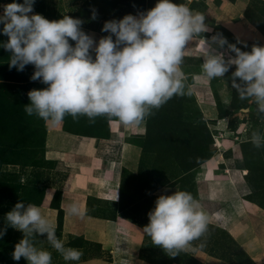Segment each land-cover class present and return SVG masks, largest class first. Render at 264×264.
<instances>
[{"label":"rangeland","instance_id":"rangeland-1","mask_svg":"<svg viewBox=\"0 0 264 264\" xmlns=\"http://www.w3.org/2000/svg\"><path fill=\"white\" fill-rule=\"evenodd\" d=\"M229 1H240V11L234 20L241 21L242 27L249 29L252 35L238 39L228 25L216 26V31L226 35L223 38L227 43L210 47V50L213 54H222L226 61L235 56L229 45L249 52L253 45L264 46V0ZM11 2L13 0H0V15L3 14V6ZM16 2L23 3V0ZM173 2L187 4L193 11L202 13L205 22L214 18L203 0ZM156 3L157 0H35L33 10L49 20H59L65 15L79 18L83 21L85 33L96 31L107 36L110 33L101 31L106 21L119 20L128 14L146 13ZM228 8L225 10L231 12ZM93 11L96 19L91 18ZM2 29L3 24H0V229L5 228L6 214L17 202L43 205L51 188L54 195L50 207L57 212V238L66 248L82 251L80 259L89 257L97 253L96 246L62 227L59 198L66 173L45 154L47 122L24 111V106L30 103L28 92L48 85L30 79L35 71L34 65H27L23 71L9 68L11 53L3 47L8 37ZM69 43L75 46L74 41L69 40ZM203 50L206 51L205 45ZM199 65V57L184 55L181 66L185 70H197ZM235 67L231 66L222 78H207L206 102L200 103L195 91L187 88L185 92L190 94L174 96L159 109H153V114L145 119L146 128L138 138L143 147L141 166L139 173L132 175L124 198V202L130 205V213L140 222L149 223L148 214L155 208V202L165 187H172V192L186 191L196 201H201L203 195L198 179L203 175L211 178L219 173L239 188L246 203L264 211V146L256 148L251 143L253 131L264 134V114L257 113V105L252 101L241 100L232 87L231 76ZM62 122L66 129L77 133L103 132L99 117L90 123L86 116L74 120L66 115ZM210 159L212 162L222 161L216 165L218 169L212 170L211 166L215 165L206 164ZM205 186L212 198L225 197L224 186H217L214 179ZM224 203L226 201L220 202L221 205ZM208 220L207 232L191 243L194 249L187 248L171 257L161 247L152 244L147 235L143 257L151 259V264H209L194 254L199 249L207 253L206 257L212 256L227 264H264L263 259L251 256L249 247L239 244L231 231L222 228L215 220ZM22 238L20 230L7 226L6 234L0 238V264H28L23 257L19 261L12 258L15 245ZM32 240L38 249L52 253V264L74 262L65 261L45 236L34 235ZM149 251L156 256L148 257L146 253Z\"/></svg>","mask_w":264,"mask_h":264},{"label":"clouds","instance_id":"clouds-1","mask_svg":"<svg viewBox=\"0 0 264 264\" xmlns=\"http://www.w3.org/2000/svg\"><path fill=\"white\" fill-rule=\"evenodd\" d=\"M34 3L13 0L3 6L0 15L2 32L8 37L3 47L11 53L9 68L23 71L27 65H34L30 79L48 85L28 92L30 103L24 106L27 115L35 114L53 124L66 115L74 120L83 115L90 123L107 116L126 126L140 125L153 109L174 96L190 94L185 92L186 76L181 65L189 43L207 31V26L205 16L187 4L157 0L146 13L106 21L101 31L110 35L97 43L82 30L81 19L65 15L49 20L34 13ZM91 18L96 19L95 11ZM213 40L220 46L227 43L223 37ZM205 48L202 71L206 77L222 78L235 65L232 87L241 100L252 101L257 113L264 114V46L253 45L249 52L229 45L235 56L227 61L222 54H213L206 43ZM251 143L256 148L264 146V134L253 131ZM67 212L77 217L85 215L77 202H72ZM148 215L149 223L143 231L152 244L171 257L208 230L207 214L186 191L159 196ZM5 219L0 238L7 226L23 233L12 253L16 261L23 257L28 264H52V253L38 249L32 240L34 235L45 236L65 261H78L83 255L78 249L65 247L56 236L54 223L37 205L17 202Z\"/></svg>","mask_w":264,"mask_h":264},{"label":"crops","instance_id":"crops-1","mask_svg":"<svg viewBox=\"0 0 264 264\" xmlns=\"http://www.w3.org/2000/svg\"><path fill=\"white\" fill-rule=\"evenodd\" d=\"M203 1L213 12L214 18L205 22L207 31L194 36L185 51V55L200 58V67L187 71L181 66L186 76L185 89L194 90L200 103L206 102L208 98L207 77L202 71L206 54L203 47L205 43L210 47H217L218 43L213 37H226L216 31V26L228 25L238 39L252 35L249 29L242 27L241 21L234 20L237 18L236 13L240 11V1ZM228 7L231 12L225 10ZM89 35L97 43L104 37L96 31L89 32ZM92 55L94 59L95 53ZM99 118L102 119L103 132L77 133L66 129L62 121L46 123L45 154L66 173L59 198L63 230L81 235L84 240L94 244L97 251L94 255L70 264H151V259L142 255L147 242V234L143 229L147 223L134 218L129 211L130 205L124 202L132 175H137L141 166L143 147L138 138L146 128L145 120L140 125L126 126L115 117ZM208 161L211 162L207 163ZM208 161L206 164L215 165L211 166L212 170L218 169L216 165L222 162H212L211 159ZM223 175L214 174L211 178L203 175L198 179L203 196L197 202L209 219L231 231L239 244L248 246L251 256L264 260V211L246 203L240 196L239 188L234 187L230 181L227 182L228 177ZM212 179L217 186H224L226 193L222 199L210 196L205 185ZM165 189L161 190L164 195L174 193L172 187ZM160 194L163 195L162 192ZM53 195L54 190L49 188L45 203L38 206L56 225L57 212L50 207ZM221 201L226 203L221 205ZM72 202H77L85 210V215H69L67 209ZM188 248L195 247L190 245ZM196 250L194 254L201 256L209 264H227L212 256L206 257L204 250ZM146 255L151 258L156 256L151 251Z\"/></svg>","mask_w":264,"mask_h":264},{"label":"bare ground","instance_id":"bare-ground-1","mask_svg":"<svg viewBox=\"0 0 264 264\" xmlns=\"http://www.w3.org/2000/svg\"><path fill=\"white\" fill-rule=\"evenodd\" d=\"M217 145H219L220 146V144H219V142L217 141ZM213 160V159H212ZM248 173V172H247ZM223 228H225L226 229V227H223Z\"/></svg>","mask_w":264,"mask_h":264},{"label":"trees","instance_id":"trees-1","mask_svg":"<svg viewBox=\"0 0 264 264\" xmlns=\"http://www.w3.org/2000/svg\"><path fill=\"white\" fill-rule=\"evenodd\" d=\"M61 219H62V217H61Z\"/></svg>","mask_w":264,"mask_h":264}]
</instances>
